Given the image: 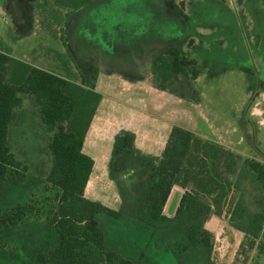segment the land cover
<instances>
[{
  "label": "rangeland",
  "instance_id": "1",
  "mask_svg": "<svg viewBox=\"0 0 264 264\" xmlns=\"http://www.w3.org/2000/svg\"><path fill=\"white\" fill-rule=\"evenodd\" d=\"M13 3L14 14L34 25L18 42L11 15L2 12L6 6L0 8V48L11 44L15 54L39 53L47 68L72 78L83 71L93 77L96 64L87 63L95 57L120 64L152 63L154 52L180 45L191 75L176 76L168 91L190 105L188 112H177L182 126L198 129L207 137L196 134L239 156L236 171L228 174L232 190L221 215L215 207L206 208L212 201L200 193L190 199L184 215L167 224L148 225L141 219V209L149 200L152 178L162 167L120 148L114 170L118 181L109 179L105 189H99L100 196L120 201L117 209H123L121 219L102 215L109 249L119 250L133 264H264L263 239L250 248L240 229L243 220H231L239 198L250 215L264 210V180L245 161L264 163V0H102L87 12H74L71 21L64 13L71 8L54 0ZM58 26L64 28L66 45ZM51 137L35 98L23 93L11 123L10 142L29 170L0 192V216L19 204H27L29 210L18 228L4 225L9 248L0 253V264H37V253L59 242L51 215L59 206L61 190L46 182L52 164ZM182 188L194 192L191 185ZM193 220H204L212 242L209 247L183 251L186 227Z\"/></svg>",
  "mask_w": 264,
  "mask_h": 264
},
{
  "label": "trees",
  "instance_id": "2",
  "mask_svg": "<svg viewBox=\"0 0 264 264\" xmlns=\"http://www.w3.org/2000/svg\"><path fill=\"white\" fill-rule=\"evenodd\" d=\"M54 1L78 9L95 0ZM151 67L155 87L162 90H167L176 76L191 75L182 61V48L177 44L154 52ZM98 73V67L93 77L82 72L81 83H78L14 57L9 48L0 49V192L25 177L29 170V166L16 157L10 142L11 123L22 103L23 93L35 98L43 125L52 133L48 145L52 164L46 182L61 190L59 206L51 215L59 242L51 249L39 251L37 264H133L119 250L109 249L101 220L103 214L121 219L123 209H113L85 195L94 159L83 151V146L102 100V94L96 89ZM196 76L192 77L196 79ZM135 140L136 133L132 130L121 129L116 134L110 162L112 179H119V173L114 171L119 149L132 152ZM146 159L162 167L152 178L149 200L141 209V219L146 224H167L184 215L190 199H196L200 193L212 201L205 204L208 210L215 207L217 214L223 213L232 190L228 174L236 171L239 159L233 150L177 124L162 154ZM245 161L264 180V163L251 158ZM176 184L185 188L191 185L194 192L183 193L176 216L171 218L164 214V207ZM28 210L27 204H19L0 216V253L9 248L4 225L18 228ZM240 219L243 220L240 229L249 247L255 248L257 239L262 238L260 249L263 251L264 210L250 215L243 199L239 198L232 208L231 220ZM186 233L188 241L183 251L211 245L212 234L204 229V220L191 221Z\"/></svg>",
  "mask_w": 264,
  "mask_h": 264
},
{
  "label": "crops",
  "instance_id": "3",
  "mask_svg": "<svg viewBox=\"0 0 264 264\" xmlns=\"http://www.w3.org/2000/svg\"><path fill=\"white\" fill-rule=\"evenodd\" d=\"M100 1L102 0H95L93 3L78 9H70L69 11L66 9L64 13L65 15L68 14L71 21V15L74 12H84L85 10L87 12L90 8L97 6ZM13 5V0H2L0 8L2 9L3 7L4 10L6 6V9L2 12L4 14L7 12L11 15V22L18 32L15 40L23 42L25 37L29 35L34 22L29 23L27 17L23 18L22 15L19 17V14H14L16 10H13ZM59 5L65 7L62 4ZM66 20L64 23H66ZM62 28L63 26H61V29L59 26L57 27L60 32L59 36L63 44H65ZM5 48H9L11 54L16 58L81 83V76L72 78L61 72L58 73L59 71L56 72L47 68V66L41 63L42 57H40L39 53L26 54V52H20L19 54H15L11 44L6 45L2 49ZM154 49L157 50L159 48L155 46ZM101 53L103 54V51ZM148 56H150V52ZM73 58L77 61L74 56ZM91 63H95L99 69L96 79V89L102 94V100L89 127L83 146V151L94 159V167L85 190V195L90 199L118 210V206H121L120 201L117 202L116 200L105 198L102 194L101 196L99 195L100 187L105 189L109 179L113 182L118 181L112 179L110 176V162L116 134L121 129L132 130L136 133L132 152L137 157L146 159L152 156H159L166 147L173 126L177 124L185 125L180 121V115L177 112L179 111L181 114L188 112L190 105L187 100H184L179 95L169 92L168 89H159L155 87L154 83L152 84L149 76L150 60L144 61V63L138 61V63L120 64L95 57V59H89L87 64ZM190 128L207 137V135L200 133L198 129ZM106 148H111V150L106 152L104 150ZM183 193L181 185L176 184L173 186L164 207L165 215L168 217H172L173 214L175 215ZM173 201L175 205H172Z\"/></svg>",
  "mask_w": 264,
  "mask_h": 264
},
{
  "label": "flooded vegetation",
  "instance_id": "4",
  "mask_svg": "<svg viewBox=\"0 0 264 264\" xmlns=\"http://www.w3.org/2000/svg\"><path fill=\"white\" fill-rule=\"evenodd\" d=\"M262 80H264V76H263Z\"/></svg>",
  "mask_w": 264,
  "mask_h": 264
}]
</instances>
